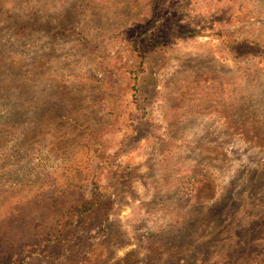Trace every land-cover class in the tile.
Returning a JSON list of instances; mask_svg holds the SVG:
<instances>
[{
    "label": "rangeland",
    "instance_id": "374dc122",
    "mask_svg": "<svg viewBox=\"0 0 264 264\" xmlns=\"http://www.w3.org/2000/svg\"><path fill=\"white\" fill-rule=\"evenodd\" d=\"M0 264H264V0H0Z\"/></svg>",
    "mask_w": 264,
    "mask_h": 264
},
{
    "label": "trees",
    "instance_id": "16d2710c",
    "mask_svg": "<svg viewBox=\"0 0 264 264\" xmlns=\"http://www.w3.org/2000/svg\"><path fill=\"white\" fill-rule=\"evenodd\" d=\"M91 203L92 202H89L88 204L86 203H81L80 205H79V207H80V211H82V212H87V211H89L90 209H91Z\"/></svg>",
    "mask_w": 264,
    "mask_h": 264
}]
</instances>
